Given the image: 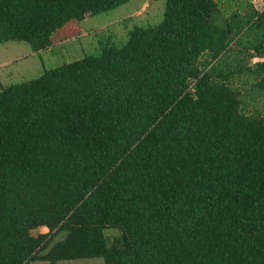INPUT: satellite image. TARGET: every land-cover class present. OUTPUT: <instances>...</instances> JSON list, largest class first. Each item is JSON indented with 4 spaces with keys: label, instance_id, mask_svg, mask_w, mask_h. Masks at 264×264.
<instances>
[{
    "label": "trees",
    "instance_id": "1",
    "mask_svg": "<svg viewBox=\"0 0 264 264\" xmlns=\"http://www.w3.org/2000/svg\"><path fill=\"white\" fill-rule=\"evenodd\" d=\"M130 1L0 0V50L40 53ZM220 1L166 0L162 21L128 19L121 47L113 28L92 55L14 70L0 90V264H264V117L243 113L231 74L201 68L264 27V8ZM242 50L264 91V36Z\"/></svg>",
    "mask_w": 264,
    "mask_h": 264
},
{
    "label": "rangeland",
    "instance_id": "2",
    "mask_svg": "<svg viewBox=\"0 0 264 264\" xmlns=\"http://www.w3.org/2000/svg\"><path fill=\"white\" fill-rule=\"evenodd\" d=\"M215 1L223 8L224 4L221 3L220 0ZM165 3L166 0H131L129 3L119 8L90 17L81 23V27L77 22H73L63 28V30L67 32H57L54 35L53 45L40 53L32 52L29 49L30 47L26 44H21L19 50L13 47H11L13 49L8 47L5 48L6 50H0V90L6 84H10L14 82V80L22 79L18 76L15 77L16 72H14V70L24 73L29 79H32L39 77L45 70L54 69L65 63H70L98 52L99 42L108 40V38L105 39L103 36L107 34V30L114 32L113 28H115L116 35L113 36L114 38L120 37V40L114 39L113 44L121 47L126 43L128 34L130 30H132L131 27L130 29H126L125 25L133 26V21L128 19L141 15L147 11L149 15H155L153 19H160V21H162ZM253 6L262 10L264 8V0H254L253 5H250L247 12L251 10ZM245 12H243V14H245ZM263 34L264 27L261 29L253 28L252 30L248 27L246 31L242 33L241 37L237 36L232 41L227 51L218 60L208 64V55L203 56L201 60L202 69L205 68L208 71L212 70L217 74H231L228 83L240 93L243 113L251 117H264V91L259 90L257 87L259 82L257 67L250 65L249 60L243 55L244 50L242 49L249 48L258 39L261 40L264 36ZM101 35L104 40L99 38ZM94 40L98 42H94ZM94 43H96L97 47ZM16 52H20V54ZM263 58H259L260 61L264 62ZM237 71H239V73H234V75H232L233 72ZM48 231V229L40 228L33 231L32 234L38 236ZM62 236L63 235L59 236L60 238L57 239H61ZM105 236L109 243L113 244L115 241L121 239L122 233L117 229H107L105 230ZM31 264L51 263L34 262ZM58 264L106 263L103 258H93L63 261Z\"/></svg>",
    "mask_w": 264,
    "mask_h": 264
},
{
    "label": "built area",
    "instance_id": "3",
    "mask_svg": "<svg viewBox=\"0 0 264 264\" xmlns=\"http://www.w3.org/2000/svg\"><path fill=\"white\" fill-rule=\"evenodd\" d=\"M258 61H259V59L256 58V57H254V58L252 59V62H253L254 64H256Z\"/></svg>",
    "mask_w": 264,
    "mask_h": 264
},
{
    "label": "crops",
    "instance_id": "4",
    "mask_svg": "<svg viewBox=\"0 0 264 264\" xmlns=\"http://www.w3.org/2000/svg\"><path fill=\"white\" fill-rule=\"evenodd\" d=\"M253 1V2H252ZM256 1V0H255ZM251 2L252 3H254V0H251ZM257 58V57H256ZM259 59V58H258ZM261 59V58H260ZM260 59H259V62H262V61H260ZM264 59V58H263ZM253 63V62H252ZM258 63V62H257ZM254 64V63H253ZM42 229H47V228H42Z\"/></svg>",
    "mask_w": 264,
    "mask_h": 264
}]
</instances>
